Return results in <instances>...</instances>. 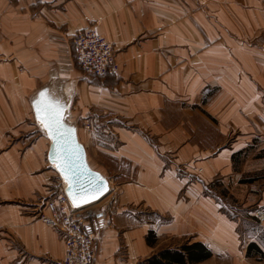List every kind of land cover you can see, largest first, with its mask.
Masks as SVG:
<instances>
[{
	"label": "crops",
	"instance_id": "0c3cea01",
	"mask_svg": "<svg viewBox=\"0 0 264 264\" xmlns=\"http://www.w3.org/2000/svg\"><path fill=\"white\" fill-rule=\"evenodd\" d=\"M90 22L120 49L117 75L90 80L79 72L70 40ZM263 32L264 0H0V146L8 129L30 110L36 114L47 89L43 102L63 105L62 123L77 132L89 166L106 176L109 193L121 190L119 198H104L88 222L97 240L94 264H140L152 248L150 232L188 233L231 258L246 255L254 242L264 264V226L255 230L247 217L224 211L221 197L205 193V181L233 167L243 169L233 193L258 181L264 191V105L247 100L264 95L257 89L264 88L263 39L253 44ZM215 87L222 88L217 102L203 104ZM193 105L221 112L211 127L215 142L228 129L239 127L240 136L207 155L199 130L206 119ZM82 120L92 132L79 129ZM49 146L43 132L31 148L16 145L0 155L1 202H24L0 204V264H61L65 255L62 235L26 214L33 194L45 193L55 178ZM97 159L117 170L106 171ZM183 166L188 177L179 173ZM197 167L203 176L192 181ZM142 206L158 218L144 224Z\"/></svg>",
	"mask_w": 264,
	"mask_h": 264
},
{
	"label": "rangeland",
	"instance_id": "374dc122",
	"mask_svg": "<svg viewBox=\"0 0 264 264\" xmlns=\"http://www.w3.org/2000/svg\"><path fill=\"white\" fill-rule=\"evenodd\" d=\"M191 6L192 3H191ZM90 30L96 33H99L96 29V23L95 22H90L88 24H86L85 26L81 27L79 30L76 31V33L72 36L70 43H71V49H72V53H73V57L75 60V64L79 70V72L81 73V75L83 77L89 78L90 80L94 79V78H105L109 75H117L120 71V64L118 61V53L120 51V49H118L116 47L115 44L111 43L108 41L107 38H105L103 35V37L107 40V42L109 43V45L111 46L110 51H107V47L102 44L101 42H97L95 39H90L89 42L85 43L83 41L80 42V44L75 45V40H76V35L78 36L81 32H84L86 30ZM264 42V32L262 33L261 37H259L257 40H255L253 42L254 45H257L258 41L262 40ZM220 40V39H219ZM95 50H98V54H95ZM81 52L83 53L82 58L84 61L86 62H90L92 60H94V62L96 64H99L100 62H102V60L108 56L109 54L111 55V59L109 60L110 62H113L112 67H110V65H108V68L113 69L114 71L110 72L111 70H109L105 75L103 76H98V75H93V74H88L85 72V70H83L80 65L78 64L79 58H78V54H81ZM258 76H262L261 74L258 73ZM254 83V81H253ZM255 84V83H254ZM264 89L262 86L257 85V89L258 91H262L261 88ZM222 88L218 89L217 87H215V89L213 88H209L207 90V95H206V99L203 102V104H208L209 102H217V96L221 93ZM248 103H252L255 106H259L262 107L264 105V95H255L253 96V98L251 100H249V98H247ZM240 101V100H239ZM200 103V102H199ZM196 106L197 105H193V110H191L192 112H197V113H202L205 116L206 121H204V123H200L199 124V130L202 133V135L205 136L207 143H206V154H210V152H217V149L220 148H224V147H229L231 146V144L233 143V141H235L237 139V137L240 136L242 130L239 129V127L234 130H232V132L230 133L228 129L226 131V138H223L221 142L218 141L215 142L217 140V134L214 132V129H212L211 127L213 126V124L217 125V121L216 119L217 114L221 113V112H217L214 113L212 110H196ZM207 106V105H206ZM203 111V112H202ZM28 117L25 118L22 122H20L17 126H14L10 129L5 128V131L7 130V132L5 133L6 136V144H3L2 146H0V155L4 152L7 151L9 149H13L16 145H19V149L20 150H27L29 148H31L32 145H34L37 141L38 138H40L44 133H46L49 137L50 135L48 134L47 129H45L40 122H38L37 120V116L35 114V112L33 110H30L28 112ZM87 120H82L79 123V129L81 130H85L87 132H92L93 129V124L91 122H86ZM1 123V122H0ZM246 123V121L244 122ZM7 123H3V126L5 127ZM28 125V126H27ZM68 128V127H67ZM70 129V128H69ZM72 130V129H71ZM176 130V129H173ZM75 133H77L75 130H73ZM171 131L167 132V135H170ZM223 135V134H222ZM228 136V137H227ZM255 136H257L255 134ZM79 139V138H78ZM80 141V140H79ZM81 143V142H80ZM50 144H51V139H50ZM82 144V143H81ZM83 145V144H82ZM84 146V145H83ZM202 147V146H201ZM50 148V146H49ZM85 148V146H84ZM86 151V150H85ZM251 156H253L251 151ZM49 153V151H48ZM215 154V153H213ZM216 156V154H215ZM214 156V157H215ZM244 156V155H242ZM242 156L238 157V159L236 160L237 163L239 165H241L244 162V159ZM48 158V156H47ZM216 158V157H215ZM211 159H206V162H208ZM49 161V159H48ZM95 161L97 163L98 166H100L101 168L105 169L107 171L108 168L113 167L115 170V164L109 159H97V160H92ZM50 165L53 167L54 169V176L55 178L51 181V183H49V186H45L46 190L44 191L45 193H40L37 192L36 194H33V197L36 199H34L31 203L30 206H26L27 211L26 214H28L30 217L34 218V220L36 221H40L42 224H44L45 226L58 231L62 237H63V233L60 231V229L58 227H53V226H48L45 223H43V221L40 219L41 215H48L49 212L46 208V202L49 200H57L59 199L60 195L66 193V182L65 180L62 178V176L57 172L54 164H52L49 161ZM186 166H183L181 171H179L180 175H182L183 177H188L185 176L186 175V170H185ZM213 168V167H211ZM241 167H238L237 169L234 170L233 167V171L232 172H228L225 173L222 177H217V173L214 174L213 179L209 180V181H205V183L207 184L205 193L207 195H210L212 197H214L217 200V197H221V200H225L224 201V205H226L225 207L222 206V209L226 212H228L227 209H229V212L231 213V215H233L234 217H236L237 219H246L245 217H247L248 219L251 220V222H253V226L255 230H260L261 228H263L264 226V221H262L263 215L259 214L260 212V208H262L264 206V198H263V193L264 191L262 190V184H260V181H258L257 183V187L253 188V190H250V188L246 189H242L241 192L235 191L233 193V190H235L236 187H239V183H241V177L239 176L238 173L240 172ZM94 170V169H93ZM96 171V170H95ZM202 168L197 167L196 169V173L191 175V179L192 181H197V179H200L201 176H203L202 173ZM98 172V171H97ZM228 175H231V177H233L234 179L230 180V178L228 177ZM102 176V175H101ZM194 176V177H193ZM227 176V177H224ZM103 177V176H102ZM106 178V176H104ZM113 177V179H117L116 175H108L107 178ZM116 181V180H115ZM239 181V182H238ZM119 181L117 180V186L119 185H123L126 186L127 183L121 182L118 183ZM211 185H210V184ZM243 185V184H242ZM110 191V190H109ZM121 190L119 191H114L108 193L104 198H119L121 195ZM39 193V194H38ZM103 198V199H104ZM101 199L99 202H96L94 204L88 205V206H84L82 209V213L85 216L86 219V224L88 226V222L90 219H92V217L95 215V211L94 208L96 209L97 205L103 200ZM230 201L232 202L230 204ZM23 204L20 200H11V201H5V202H1L0 200V204ZM26 203V201H25ZM231 205V206H230ZM137 206V210H141V206L136 205ZM230 206V207H229ZM246 209V210H244ZM232 210V211H230ZM142 215H143V220H144V224H149V221L155 216L156 213H153L151 211V209L148 206H142ZM228 212V213H229ZM156 217L158 218L157 214ZM247 226L251 227V224H246ZM245 224H239V226H246ZM89 229V228H88ZM244 232V233H248V231L241 227L239 228ZM3 230V229H2ZM0 231V233H3V231ZM94 238V243H93V249L95 252V257L92 261V264H94L95 260H96V252H97V240H96V236L95 233L93 232V230H89ZM150 232L147 237H146V241L147 244L152 247L149 250V255L148 257L145 258H141L139 263L140 264H148V261H150L151 259H153L154 257H158L161 254H166V253H171V254H176V253H182L183 252V247L186 245H192L195 243H202L204 246L207 247V249L211 252V257H209L208 259L201 261L199 263H195V264H237V262L240 260V264H261L262 263V258L263 256L258 252L257 250V245L254 242H251L250 244H248L247 246V253L246 255H235V258H231L227 255H217V248H214L207 243L204 242H199L196 241L195 237L189 236L188 233H183L180 235H174L173 237H161V238H157L156 234ZM9 239H11L9 237ZM64 239V237H63ZM65 243V241H64ZM152 243V244H151ZM247 242H244V246H246ZM67 246L68 249H71L74 247L73 245H69L67 243H65V247ZM65 254V253H64ZM66 257V258H65ZM67 260V254L64 255V257L61 260V264L65 263ZM243 262V263H242Z\"/></svg>",
	"mask_w": 264,
	"mask_h": 264
},
{
	"label": "built area",
	"instance_id": "2783aa9c",
	"mask_svg": "<svg viewBox=\"0 0 264 264\" xmlns=\"http://www.w3.org/2000/svg\"><path fill=\"white\" fill-rule=\"evenodd\" d=\"M75 45L80 44L81 41L85 43L90 39H95L97 42H101L107 47V51L112 50L111 44L99 33L86 30L76 35ZM98 50H95V54H98ZM83 53L78 54L80 67L88 74L103 76L109 70L114 71L107 66L112 67L113 62L109 61L111 55L106 56L102 62L96 64L94 60L86 62L82 58ZM57 200H49L46 202V208L49 212L48 215H41L40 219L48 226L58 227L63 233L65 243L73 245L74 247L68 249L66 246L65 255L67 254V260L62 264H92L95 257L93 249L94 238L89 231L86 224L85 216L82 213L83 207H77L72 204L66 193L59 196ZM260 216L263 215L262 221H264V206L260 208ZM66 258V257H65Z\"/></svg>",
	"mask_w": 264,
	"mask_h": 264
},
{
	"label": "snow or ice",
	"instance_id": "6c2138e0",
	"mask_svg": "<svg viewBox=\"0 0 264 264\" xmlns=\"http://www.w3.org/2000/svg\"><path fill=\"white\" fill-rule=\"evenodd\" d=\"M41 100H37L36 116L40 124L47 129L48 134L52 137L53 142L57 145L54 159L58 161V167L65 174V179L69 181L68 194L72 197L73 204L77 200L81 204L90 200L97 199L96 193L107 190V185L102 178L97 177L96 181H87L85 183L80 180V172L73 159L72 150L61 144L63 137L58 136L57 132L63 127L60 110L63 107L58 101L53 103H44L43 98L47 96V89L40 92ZM66 144V141H65Z\"/></svg>",
	"mask_w": 264,
	"mask_h": 264
},
{
	"label": "water",
	"instance_id": "95a60500",
	"mask_svg": "<svg viewBox=\"0 0 264 264\" xmlns=\"http://www.w3.org/2000/svg\"><path fill=\"white\" fill-rule=\"evenodd\" d=\"M57 135L63 137V139L61 140V144L66 146L67 148H70L72 150L73 159H74L75 164H76V166L79 169V172L81 174L80 175V180H81V182L85 183V187H87V183H86L87 181L95 182L97 177L102 178L103 181L107 185V190L106 191H101V192H97L96 193L97 199H95V200H90L89 199L88 202L83 203V204H81L79 202V200H77L76 204L74 205L72 197H70L69 194H68L69 181L65 179V174L62 173L60 168L58 167V163L59 162L54 159L57 145L53 142V139L50 136L51 144H50V148H49L48 159H49V161L52 164H54L57 172L65 180V182L67 184V186H66V194L69 197L70 201L72 202V204L74 206H77V207H84V206H88V205L94 204L96 202H99L101 199H103L109 193L110 187H109L108 181L105 178H103L99 172L93 170L89 166V164L87 162V158H86L85 148L80 143L77 134L73 130L67 128L63 124V127L59 129V131L57 132ZM65 141H66V144H65Z\"/></svg>",
	"mask_w": 264,
	"mask_h": 264
},
{
	"label": "trees",
	"instance_id": "16d2710c",
	"mask_svg": "<svg viewBox=\"0 0 264 264\" xmlns=\"http://www.w3.org/2000/svg\"><path fill=\"white\" fill-rule=\"evenodd\" d=\"M182 250V253L161 254L148 261V264H195L211 257V252L202 243L186 245Z\"/></svg>",
	"mask_w": 264,
	"mask_h": 264
},
{
	"label": "bare ground",
	"instance_id": "6f19581e",
	"mask_svg": "<svg viewBox=\"0 0 264 264\" xmlns=\"http://www.w3.org/2000/svg\"><path fill=\"white\" fill-rule=\"evenodd\" d=\"M65 251H66V247H65Z\"/></svg>",
	"mask_w": 264,
	"mask_h": 264
}]
</instances>
